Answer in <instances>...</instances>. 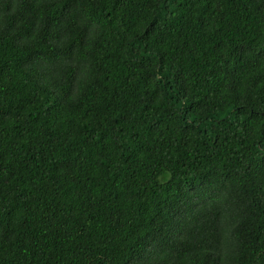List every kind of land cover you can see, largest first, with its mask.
I'll return each mask as SVG.
<instances>
[{
    "label": "trees",
    "instance_id": "1",
    "mask_svg": "<svg viewBox=\"0 0 264 264\" xmlns=\"http://www.w3.org/2000/svg\"><path fill=\"white\" fill-rule=\"evenodd\" d=\"M0 264H264V0H0Z\"/></svg>",
    "mask_w": 264,
    "mask_h": 264
}]
</instances>
